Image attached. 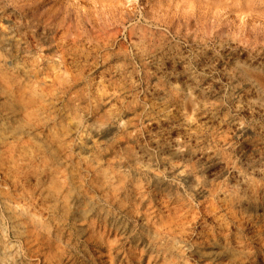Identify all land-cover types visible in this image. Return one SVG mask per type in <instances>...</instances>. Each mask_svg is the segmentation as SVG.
Here are the masks:
<instances>
[{"label": "clouds", "instance_id": "obj_1", "mask_svg": "<svg viewBox=\"0 0 264 264\" xmlns=\"http://www.w3.org/2000/svg\"><path fill=\"white\" fill-rule=\"evenodd\" d=\"M0 264H264V0H0Z\"/></svg>", "mask_w": 264, "mask_h": 264}]
</instances>
